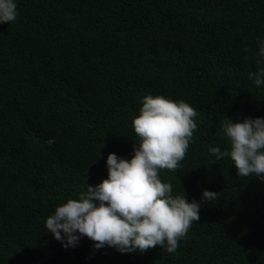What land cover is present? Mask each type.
<instances>
[{
	"label": "trees",
	"instance_id": "trees-1",
	"mask_svg": "<svg viewBox=\"0 0 264 264\" xmlns=\"http://www.w3.org/2000/svg\"><path fill=\"white\" fill-rule=\"evenodd\" d=\"M0 23V264H264V181L238 177L226 119L264 118V0H14ZM188 103L197 128L172 195L201 201L177 249L121 253L81 236L65 248L46 219L130 161L144 97ZM79 235V233H77Z\"/></svg>",
	"mask_w": 264,
	"mask_h": 264
},
{
	"label": "clouds",
	"instance_id": "clouds-1",
	"mask_svg": "<svg viewBox=\"0 0 264 264\" xmlns=\"http://www.w3.org/2000/svg\"><path fill=\"white\" fill-rule=\"evenodd\" d=\"M17 18L14 0H0V23ZM264 57V44L260 48ZM264 63V61H258ZM256 86L264 84V67L250 73ZM197 112L188 103L148 95L134 118L133 158L107 157L108 178L87 187L78 199H68L46 219V229L67 249L75 248L81 236L94 241V249L105 245L121 253L143 252L157 245L174 252L195 221L204 201L214 202L218 193L203 190L201 201L188 202L185 195H172V185L161 182V169L178 170L184 159ZM223 131L230 149H210L216 158L230 157L238 177L255 175L264 181V118L243 122L226 119ZM79 233V235H77Z\"/></svg>",
	"mask_w": 264,
	"mask_h": 264
}]
</instances>
